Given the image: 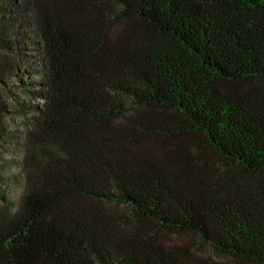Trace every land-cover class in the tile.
Wrapping results in <instances>:
<instances>
[{
	"label": "trees",
	"instance_id": "obj_1",
	"mask_svg": "<svg viewBox=\"0 0 264 264\" xmlns=\"http://www.w3.org/2000/svg\"><path fill=\"white\" fill-rule=\"evenodd\" d=\"M9 83L0 264H264V0H0Z\"/></svg>",
	"mask_w": 264,
	"mask_h": 264
},
{
	"label": "rangeland",
	"instance_id": "obj_2",
	"mask_svg": "<svg viewBox=\"0 0 264 264\" xmlns=\"http://www.w3.org/2000/svg\"><path fill=\"white\" fill-rule=\"evenodd\" d=\"M32 104L38 101H30L27 97L20 93L12 83L0 86V118L5 122V127L10 130L18 131L19 136H23L24 131L29 124V108L26 103ZM24 152L23 148L17 144H6L0 148V161L5 168L4 187L6 188L7 198L10 206L16 207L24 192V176L21 173V162ZM167 243L190 244L191 247L199 250L202 254H208L209 251L199 245V243L188 235L178 236L175 234L166 235L161 233Z\"/></svg>",
	"mask_w": 264,
	"mask_h": 264
}]
</instances>
